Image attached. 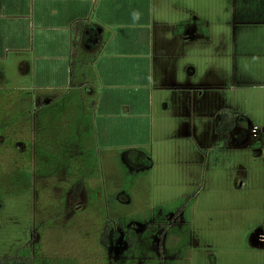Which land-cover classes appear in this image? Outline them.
I'll list each match as a JSON object with an SVG mask.
<instances>
[{
	"label": "rangeland",
	"instance_id": "obj_1",
	"mask_svg": "<svg viewBox=\"0 0 264 264\" xmlns=\"http://www.w3.org/2000/svg\"><path fill=\"white\" fill-rule=\"evenodd\" d=\"M201 2L211 17L204 12L201 25H193H200L199 36L186 50L173 46L161 62L165 30L157 21L151 37L153 72H161L163 63L167 85L172 66L182 63L186 87L178 100L191 94L194 103L176 107L172 87L160 97L154 92L152 144L93 145L98 175L78 199L67 192L73 199L62 214L41 212L35 182L29 191L1 199L0 259L28 248L34 258L75 257L80 264H264V0ZM18 59L11 53L0 61V127L19 126L16 114L27 109L21 121L32 128L33 106L21 95L30 96L36 79L19 74ZM162 100L171 102L170 109L163 110ZM179 107L183 112L175 115ZM231 118L235 129H221ZM127 152L141 160L132 164ZM54 179L63 180L52 178L51 190L41 195L56 201L63 185Z\"/></svg>",
	"mask_w": 264,
	"mask_h": 264
},
{
	"label": "crops",
	"instance_id": "obj_2",
	"mask_svg": "<svg viewBox=\"0 0 264 264\" xmlns=\"http://www.w3.org/2000/svg\"><path fill=\"white\" fill-rule=\"evenodd\" d=\"M201 1L0 0V61L17 53L19 74L36 79L28 87L31 94L27 97L33 106L34 139L39 112L46 107L42 124H51L54 131L66 128L68 133L94 134L91 145H151L154 92L160 97L161 90L172 87L176 107L195 101L191 94L178 100L186 87L182 63L172 64L174 71L167 85L163 63L161 72H153L152 25L157 21L166 31L161 35L164 62L173 46L186 50L188 43L195 42L199 36L195 28L201 25L204 12L211 17L209 9H200ZM184 15L192 20H185ZM212 16L215 18V11ZM194 24L200 25L194 28ZM188 86L196 89L194 84ZM131 87L135 88L132 92ZM121 90L126 91L123 98ZM202 94L200 87L199 96ZM162 102L164 111L170 109L171 102ZM182 112L180 108L174 114ZM236 125L235 121L231 129ZM126 155L132 164L141 160L139 153ZM34 165L35 160L33 174ZM40 258L45 261L48 257ZM50 262L80 264L78 258L62 256H53Z\"/></svg>",
	"mask_w": 264,
	"mask_h": 264
},
{
	"label": "trees",
	"instance_id": "obj_3",
	"mask_svg": "<svg viewBox=\"0 0 264 264\" xmlns=\"http://www.w3.org/2000/svg\"><path fill=\"white\" fill-rule=\"evenodd\" d=\"M24 94L26 95V93ZM25 95H21L23 101H27L26 97L28 96ZM45 108L39 112L40 122L36 126L35 139L30 125L27 122L21 124L22 118L19 126H16V122H14L11 125L0 127V199L22 194L28 191L35 182L38 190L36 191L38 193L36 204L41 212L49 209L50 213L62 214L67 206V201L81 197L82 187L89 184V180L98 175L99 159L93 145L90 144V134L68 133L66 128L54 131L51 124H42L46 115ZM26 110H21L19 115H16L22 117ZM231 120L223 121L220 125L221 129H231L235 119L231 118ZM1 124H5V119H1ZM34 160L35 174L31 171ZM146 163L150 165L149 161ZM34 175L35 177H33ZM61 176H63V180L56 181L57 179H54L53 182L55 185L57 182H62L61 185H63L59 192L61 195L55 197L56 201L52 195L48 197L41 195L46 190H51L48 186L52 178ZM42 182H45L46 185ZM93 190H90L91 199L96 201L97 195H92ZM67 192L68 194L72 193L74 197H68ZM186 204L183 202L178 206L175 210L176 214L179 215L183 212ZM115 226H112L110 230L115 231ZM114 233L118 235L116 231ZM108 240L112 242V245L118 244L112 237ZM38 256L32 257L27 248L17 255L5 254L0 259V264H52L49 258L42 261V258Z\"/></svg>",
	"mask_w": 264,
	"mask_h": 264
},
{
	"label": "built area",
	"instance_id": "obj_4",
	"mask_svg": "<svg viewBox=\"0 0 264 264\" xmlns=\"http://www.w3.org/2000/svg\"><path fill=\"white\" fill-rule=\"evenodd\" d=\"M256 132H257V127H254L253 133L256 134Z\"/></svg>",
	"mask_w": 264,
	"mask_h": 264
}]
</instances>
